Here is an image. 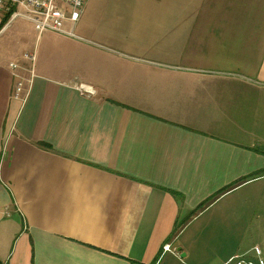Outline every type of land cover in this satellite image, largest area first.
<instances>
[{
  "label": "crops",
  "instance_id": "crops-1",
  "mask_svg": "<svg viewBox=\"0 0 264 264\" xmlns=\"http://www.w3.org/2000/svg\"><path fill=\"white\" fill-rule=\"evenodd\" d=\"M88 3L33 61L0 42V264H224L207 215L264 178V0Z\"/></svg>",
  "mask_w": 264,
  "mask_h": 264
},
{
  "label": "rangeland",
  "instance_id": "rangeland-1",
  "mask_svg": "<svg viewBox=\"0 0 264 264\" xmlns=\"http://www.w3.org/2000/svg\"><path fill=\"white\" fill-rule=\"evenodd\" d=\"M112 1L90 0V3L83 9H86L88 16L89 12L92 13L90 19H101ZM13 11H19L22 14L15 17L4 12L0 14V42L6 43L12 56L19 53L24 55L25 50L30 52L39 32L26 18L24 9L17 6L13 8ZM3 27L4 29L1 30ZM256 131L255 149L264 152V125H258ZM255 174L252 172L248 176L226 184L227 189L236 187L223 194L226 196L220 204L222 206L212 209L207 217L218 219L222 223L221 226L215 227L218 232L215 243H208L210 251L216 250L220 256L226 257L246 255L258 264L253 248L256 246L260 249V257L264 262V178L257 177L247 180ZM191 212L194 211H184L183 218L185 215L188 217ZM193 227L192 224L190 229ZM211 233L215 231L211 230Z\"/></svg>",
  "mask_w": 264,
  "mask_h": 264
},
{
  "label": "built area",
  "instance_id": "built-area-1",
  "mask_svg": "<svg viewBox=\"0 0 264 264\" xmlns=\"http://www.w3.org/2000/svg\"><path fill=\"white\" fill-rule=\"evenodd\" d=\"M85 0H0V14L2 12H10L12 17H15L20 13L19 11H13L14 7H21L26 11L25 16L29 18L35 27V29L41 33L43 31H56L64 33L68 36L80 38L73 30H64L65 22L75 23L81 12V7ZM25 58L33 61L34 53L25 52L23 55ZM9 66L14 70V76L16 78L15 86L13 89V96L19 98L23 91L25 84L31 82V76L28 78L21 75L16 71L18 65L14 62H10ZM79 88L84 95L93 94L94 90L83 83H77ZM165 249H169V244L164 245ZM257 255L258 264H264L260 257L261 251L258 247L253 248ZM239 256H233L229 258L224 264H256L251 259H241Z\"/></svg>",
  "mask_w": 264,
  "mask_h": 264
},
{
  "label": "trees",
  "instance_id": "trees-1",
  "mask_svg": "<svg viewBox=\"0 0 264 264\" xmlns=\"http://www.w3.org/2000/svg\"><path fill=\"white\" fill-rule=\"evenodd\" d=\"M5 14H11V11L10 12H5ZM227 189L226 187L224 189H222L220 192H222L223 190ZM204 204H201L199 205L200 207L203 206Z\"/></svg>",
  "mask_w": 264,
  "mask_h": 264
},
{
  "label": "water",
  "instance_id": "water-1",
  "mask_svg": "<svg viewBox=\"0 0 264 264\" xmlns=\"http://www.w3.org/2000/svg\"><path fill=\"white\" fill-rule=\"evenodd\" d=\"M240 264H245V262H241ZM253 264V263H252Z\"/></svg>",
  "mask_w": 264,
  "mask_h": 264
}]
</instances>
